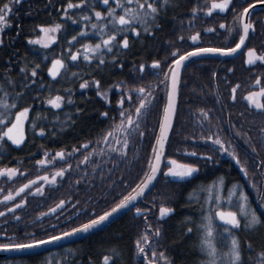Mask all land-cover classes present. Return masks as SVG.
Here are the masks:
<instances>
[{
  "label": "trees",
  "instance_id": "obj_1",
  "mask_svg": "<svg viewBox=\"0 0 264 264\" xmlns=\"http://www.w3.org/2000/svg\"><path fill=\"white\" fill-rule=\"evenodd\" d=\"M206 1L0 0V170L19 168L34 174L38 171L32 164L35 154L58 151L73 161L80 150L85 172L93 170L102 177L106 170L89 155L95 151L93 144L108 134L111 143L129 135L130 127L125 126L115 140L113 119L128 117L116 105L130 96L135 101L132 92L143 90L145 107L140 117L147 120L142 135L133 134L130 140L133 167L112 188L97 216L129 196L152 164L166 99V94L156 91L157 78L167 71L163 60ZM50 28L57 30L53 43L36 45L41 32ZM86 47L95 52L87 56ZM17 124L22 130L15 141L7 132ZM170 149L168 142L166 158ZM260 161L264 165V159ZM224 177L226 183L234 181L228 169ZM162 180L137 206L143 214L140 218L130 213L76 245L0 259V264H205L201 226L206 197L200 196L199 187L207 179L197 177L181 185ZM242 192L261 219L257 217L253 226L240 220L233 239L214 218L218 206H210L218 264L229 263L232 239L239 264H264V179L253 190L244 187ZM160 208L167 213L157 219ZM218 208L225 211L224 204ZM98 209L95 206L96 213ZM8 236L0 233V245L21 241Z\"/></svg>",
  "mask_w": 264,
  "mask_h": 264
},
{
  "label": "flooded vegetation",
  "instance_id": "obj_2",
  "mask_svg": "<svg viewBox=\"0 0 264 264\" xmlns=\"http://www.w3.org/2000/svg\"><path fill=\"white\" fill-rule=\"evenodd\" d=\"M213 2L220 3V6L206 15ZM224 2L228 3L226 0H207L205 6L186 22L171 45L170 54L163 60L168 72L157 78L156 91L166 94L167 98L168 88L173 82L171 71L178 60L200 52L229 53L226 56L197 55L183 67L177 89L178 115L175 113L168 140L170 154L164 157L160 177L163 182H171L172 176L164 175L169 170L165 162L176 167L195 168L198 174L193 179L171 183L189 184L201 177L207 182L199 190H221L222 194L227 191L225 196L222 195L223 200L237 190L245 197L247 211L249 208L254 217V210L248 206L242 190L244 187L253 190L254 185H259L264 179V165L260 161L264 159V0H229L226 7ZM132 93L135 101L130 96L126 103L119 101L116 105L119 110L125 109L128 117L112 121L115 140L120 138L125 126L130 127L129 135L120 142L111 143L108 134L100 143L93 144L95 151L89 154L106 170L102 177H96L93 170L85 172L86 161L81 160L80 150L74 154L73 161L65 160L58 151L35 154L32 164L38 171L34 174L25 169L8 168L17 174L0 179V233L9 235L10 239L18 236L21 241L0 245V249L38 244L77 230L103 216H97L102 203L109 201L112 188L116 184L118 186L128 168L133 167V156H129L133 148L130 144L132 135L139 138L142 123L147 120L140 117L145 107L143 90ZM159 128L160 124L156 141ZM30 160L29 157L25 161ZM42 160L45 167L37 165ZM227 169L234 179L229 183L224 177ZM138 170L141 171V166ZM55 176L53 184L40 181L18 198L3 201L36 179L47 177L50 180ZM95 206L99 208L97 213ZM53 210V214H48ZM219 213L222 219L224 212ZM230 216L233 217L231 226L222 224L217 216L215 219L233 238L240 220L248 221L250 216L248 213L242 219L238 215Z\"/></svg>",
  "mask_w": 264,
  "mask_h": 264
},
{
  "label": "water",
  "instance_id": "obj_3",
  "mask_svg": "<svg viewBox=\"0 0 264 264\" xmlns=\"http://www.w3.org/2000/svg\"><path fill=\"white\" fill-rule=\"evenodd\" d=\"M228 3L225 4L226 7L229 4V0H226ZM220 6V3L213 2L210 4V10L206 15H209L213 11H215ZM206 54V55H222L226 56L229 53H221V52H200L195 54L187 55L180 60H178L171 71V75H173V82L168 88L165 108L163 112V117L161 121V125L159 128L158 139L155 145L154 156L152 159V164L149 169L148 174L144 178V180L133 190V192L123 199L119 204H117L114 208H112L109 212L96 219L95 221L62 236L34 244L25 247L19 248H7L0 249V259H14V258H22L34 255H41L47 252L53 251L55 249H59L68 245H71L75 242L83 240L89 236H92L99 231L105 229L110 226L114 222L121 219L126 214L133 212L134 218H140L143 214L135 210L137 206H139L143 200L149 195V193L153 190L155 185L157 184L162 165L164 163V157L166 152L167 143L173 128L175 113H176V104H177V89H178V80L180 77V73L183 67L192 60L195 56ZM233 55V54H232ZM58 157V156H56ZM39 167H45L44 160L41 163L37 164ZM166 166H169V170L164 174L165 176H172L171 182L173 183H184L191 179H193L198 171L195 168L190 167H181L175 166L172 163L165 162ZM17 172L13 169L1 170L0 171V179L9 178L11 176L15 177ZM57 176L52 179H48L47 177H41L36 179L25 186L18 189L13 195H9L3 199L4 202L13 200L21 196L25 191H27L30 187L35 185L40 181H44L45 184H53L55 182ZM53 211H50L48 214H53ZM167 211L164 208H160L158 212L157 219H160L166 215ZM154 260V257H152Z\"/></svg>",
  "mask_w": 264,
  "mask_h": 264
},
{
  "label": "rangeland",
  "instance_id": "obj_4",
  "mask_svg": "<svg viewBox=\"0 0 264 264\" xmlns=\"http://www.w3.org/2000/svg\"><path fill=\"white\" fill-rule=\"evenodd\" d=\"M1 23H2V20L0 19V25ZM56 33H57V30L55 28L43 30L41 32L40 38H38L35 42L36 45L45 46V47L49 46L50 44L53 43ZM86 50H88L87 56L95 52L94 49H89V47H86ZM54 68L55 70L58 68L57 63L54 65ZM21 130H22V127L20 124L12 126L8 130L7 136L12 140L14 139L15 141H18V139H20L19 136L21 135ZM199 194L200 196L203 194L206 197V200L204 202V205H205L204 216H203L204 224L201 226V229L203 230L201 245L204 250L205 257H206L205 262L206 264H218V255L216 252L215 245L213 243V235L211 233V226H212L211 220L213 219V216L210 215V209H211L210 206L212 204H215L216 206L220 207L224 204L225 211H224V214H222L223 215L222 219L219 215L220 214L219 208L214 207V209L216 210L217 218L223 222L222 224H225L227 226H231L232 224L233 217L230 216L231 214L238 215L242 219L248 213L250 218L248 219L247 224L249 226H253L254 224H256L257 218L256 216L254 217L252 216V212L249 208L247 211L246 199L243 196V194H241V192L237 190L233 191L232 194L228 196L227 198H225L224 200L222 198L223 194L221 190H214V189H209V190H204V191L201 190ZM237 208H238V211H237ZM234 210H236L237 212H234ZM216 216L214 218H216ZM235 245H236L235 241L231 240V243H230L231 251H230L229 264H239V257H238V253H237V249Z\"/></svg>",
  "mask_w": 264,
  "mask_h": 264
}]
</instances>
